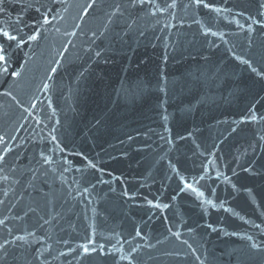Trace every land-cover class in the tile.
I'll return each mask as SVG.
<instances>
[{
    "label": "water",
    "instance_id": "1",
    "mask_svg": "<svg viewBox=\"0 0 264 264\" xmlns=\"http://www.w3.org/2000/svg\"><path fill=\"white\" fill-rule=\"evenodd\" d=\"M0 28V264H264V0H5Z\"/></svg>",
    "mask_w": 264,
    "mask_h": 264
},
{
    "label": "snow or ice",
    "instance_id": "2",
    "mask_svg": "<svg viewBox=\"0 0 264 264\" xmlns=\"http://www.w3.org/2000/svg\"><path fill=\"white\" fill-rule=\"evenodd\" d=\"M144 0H130V3L135 6L137 3H143ZM202 0H196V3L199 4L201 3ZM5 3V0H0V6H2L3 4ZM91 6V5H90ZM205 7H207V5H205ZM37 11H39V9H37ZM44 21L45 22H49L47 20V17L44 18ZM0 37H3L4 39L8 40V41H14L16 43V46L17 47H21L24 43V37L23 36H18V35H15V34H12L10 32H8L7 30L3 29V28H0ZM28 39L30 40H35L37 39L36 35H30L28 37ZM10 46V45H8ZM6 46L5 44L3 43L2 40H0V72L2 73H7L8 72V68L4 65L7 64V58H6ZM18 75V73L16 74ZM256 117L253 116L252 117V120H255ZM18 239H23L22 237L18 238ZM4 245H0V248H3ZM83 247V250L85 252V254H89L90 251H95V249H89L88 247L86 246H81Z\"/></svg>",
    "mask_w": 264,
    "mask_h": 264
}]
</instances>
